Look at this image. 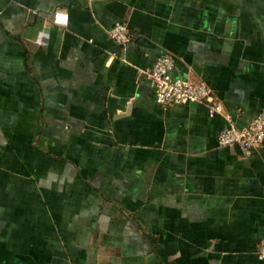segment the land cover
<instances>
[{
	"label": "crops",
	"instance_id": "obj_1",
	"mask_svg": "<svg viewBox=\"0 0 264 264\" xmlns=\"http://www.w3.org/2000/svg\"><path fill=\"white\" fill-rule=\"evenodd\" d=\"M161 54L223 110L158 103ZM263 107L264 0H0V264H264V143L218 142Z\"/></svg>",
	"mask_w": 264,
	"mask_h": 264
},
{
	"label": "built area",
	"instance_id": "obj_2",
	"mask_svg": "<svg viewBox=\"0 0 264 264\" xmlns=\"http://www.w3.org/2000/svg\"><path fill=\"white\" fill-rule=\"evenodd\" d=\"M52 20L66 25L69 22L68 8L57 6L53 10ZM108 35L120 44H128L133 33L127 22L118 20L108 28ZM175 62L170 54H161L156 62L144 69V73L152 80L155 88L156 101L162 105L201 101L208 106L210 114L221 112L223 106L212 86L204 79L192 81L188 78L176 77L172 74ZM220 145L237 144L245 155L258 149L264 143V107L248 125L237 126L228 117V123L218 134ZM259 258L264 260V232L257 251Z\"/></svg>",
	"mask_w": 264,
	"mask_h": 264
},
{
	"label": "water",
	"instance_id": "obj_3",
	"mask_svg": "<svg viewBox=\"0 0 264 264\" xmlns=\"http://www.w3.org/2000/svg\"><path fill=\"white\" fill-rule=\"evenodd\" d=\"M127 98L125 97H117L115 95L109 96V107L111 111H117V109H123V105L125 104Z\"/></svg>",
	"mask_w": 264,
	"mask_h": 264
}]
</instances>
